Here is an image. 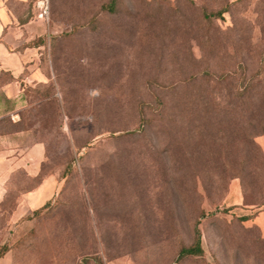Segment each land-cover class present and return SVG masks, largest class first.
<instances>
[{"label":"rangeland","instance_id":"rangeland-1","mask_svg":"<svg viewBox=\"0 0 264 264\" xmlns=\"http://www.w3.org/2000/svg\"><path fill=\"white\" fill-rule=\"evenodd\" d=\"M109 1L12 8L44 157L0 197V264H264V0ZM195 224L203 254L176 260Z\"/></svg>","mask_w":264,"mask_h":264},{"label":"crops","instance_id":"crops-1","mask_svg":"<svg viewBox=\"0 0 264 264\" xmlns=\"http://www.w3.org/2000/svg\"><path fill=\"white\" fill-rule=\"evenodd\" d=\"M26 3L27 0H0V197L5 194L6 183L14 171L26 168L28 163L35 166L44 157L42 142L32 137L28 144V131L22 125V112L27 104L25 91L42 81L43 73L39 64H27L30 48L12 47L6 39L15 30H6L8 24L18 22L12 8ZM56 184L50 177L43 178L24 197L35 209L52 197Z\"/></svg>","mask_w":264,"mask_h":264},{"label":"trees","instance_id":"trees-1","mask_svg":"<svg viewBox=\"0 0 264 264\" xmlns=\"http://www.w3.org/2000/svg\"><path fill=\"white\" fill-rule=\"evenodd\" d=\"M115 3L116 0H110L108 4L102 5V8L107 9L109 11H114L115 10ZM227 6L221 8L220 10L217 11H204V17L207 19H211L214 17H222L223 12H225L227 10ZM24 47H29L28 45H23ZM69 167V165L66 166V168ZM65 168V170H66ZM64 170V172H65ZM64 172L62 173V177L64 175ZM51 198L47 201H45L41 206L35 208L32 210L33 214L38 215L44 208L48 207L50 205ZM239 220L241 221H246L248 219H251L250 215H241L238 217ZM5 251H7V247L6 246H2L0 248V257L5 253ZM203 254V247L201 244V234H200V230L197 226V224H195L194 226V238L191 244L189 245H183L179 248L177 256H176V260H180L182 258L185 257H189V256H200Z\"/></svg>","mask_w":264,"mask_h":264}]
</instances>
